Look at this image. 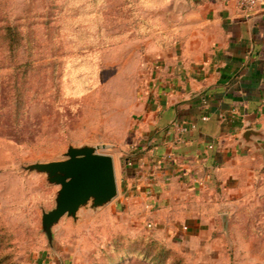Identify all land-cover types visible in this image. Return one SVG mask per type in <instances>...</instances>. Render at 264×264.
I'll return each instance as SVG.
<instances>
[{
  "label": "rangeland",
  "instance_id": "1",
  "mask_svg": "<svg viewBox=\"0 0 264 264\" xmlns=\"http://www.w3.org/2000/svg\"><path fill=\"white\" fill-rule=\"evenodd\" d=\"M163 1L0 0V235L17 264H264V150L241 160L230 212L202 244L134 231L116 205L144 82L174 43ZM84 145L114 156L118 195L64 216L50 242L42 214L60 186L26 166ZM148 238L174 249L155 259Z\"/></svg>",
  "mask_w": 264,
  "mask_h": 264
},
{
  "label": "crops",
  "instance_id": "2",
  "mask_svg": "<svg viewBox=\"0 0 264 264\" xmlns=\"http://www.w3.org/2000/svg\"><path fill=\"white\" fill-rule=\"evenodd\" d=\"M161 3L174 43L144 82L116 205L134 231L151 223L155 238L183 248L221 226L241 160L264 150V5ZM248 129L261 135L246 142Z\"/></svg>",
  "mask_w": 264,
  "mask_h": 264
},
{
  "label": "water",
  "instance_id": "3",
  "mask_svg": "<svg viewBox=\"0 0 264 264\" xmlns=\"http://www.w3.org/2000/svg\"><path fill=\"white\" fill-rule=\"evenodd\" d=\"M259 130L248 129L243 138L252 142ZM66 158L36 162L26 166L30 171L44 173L47 181L59 185L56 205L43 211L42 229L53 240V226L64 216L78 218L82 209L97 210L113 200L119 192L114 156L99 153L94 146H69Z\"/></svg>",
  "mask_w": 264,
  "mask_h": 264
},
{
  "label": "trees",
  "instance_id": "4",
  "mask_svg": "<svg viewBox=\"0 0 264 264\" xmlns=\"http://www.w3.org/2000/svg\"><path fill=\"white\" fill-rule=\"evenodd\" d=\"M11 30V29H9ZM12 31L15 33V31L12 29ZM4 239H5V236L4 235H0V264H17V262H15L14 259V255L11 254V253H5L3 252V247H2V242H4ZM145 241V240H143ZM146 249L147 248H154V249H157L158 250V254L156 256H154V258H158L159 254L162 253H166L168 252L169 250H172L174 248L166 245L165 243L161 242V241H157V240H153L151 238H148L146 241ZM139 252L141 250H138ZM147 251H150V249H148ZM145 250L141 251V254H145ZM112 260H110L111 262Z\"/></svg>",
  "mask_w": 264,
  "mask_h": 264
},
{
  "label": "built area",
  "instance_id": "5",
  "mask_svg": "<svg viewBox=\"0 0 264 264\" xmlns=\"http://www.w3.org/2000/svg\"><path fill=\"white\" fill-rule=\"evenodd\" d=\"M238 7L243 11H252L255 8H257L259 5H264V0H235ZM204 119H207V117H204ZM178 125V124H176ZM179 131H186L187 128L183 125L176 126ZM148 226L151 227L152 224L148 223ZM42 264H49L46 262H43Z\"/></svg>",
  "mask_w": 264,
  "mask_h": 264
}]
</instances>
